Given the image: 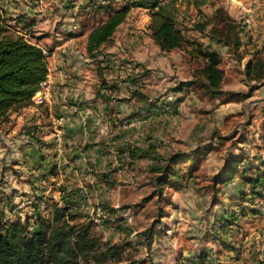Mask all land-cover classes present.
I'll return each mask as SVG.
<instances>
[{
	"label": "rangeland",
	"instance_id": "374dc122",
	"mask_svg": "<svg viewBox=\"0 0 264 264\" xmlns=\"http://www.w3.org/2000/svg\"><path fill=\"white\" fill-rule=\"evenodd\" d=\"M75 1L82 5L86 0ZM62 2H47L46 8L53 11L47 18L37 19L29 34L34 41L47 45L57 33L70 38L60 27L64 19L68 22L71 17ZM126 2L112 0L110 4L116 8ZM245 3L256 7L254 13L262 14V8L264 11V0H176L178 28L187 42L185 48L169 52H162L151 37L149 10L132 7L102 55L82 56L85 64H91L83 79L91 85L88 106L100 114L97 137L102 140L98 144L105 163L99 168L87 163L80 186L76 184L79 193H87L85 204L82 207L80 202L73 213L76 222H95L100 252L107 255L103 264H198L203 255L209 264H216L224 255L223 249L239 254L246 237L262 244L261 237L255 236L264 229V184L258 188L256 198L240 174L228 185L213 187L218 172L235 160L242 170L248 166L250 177H260L264 183V79L252 80L246 73L248 61L264 60V51H254L258 39L254 42L249 38L247 29L250 14L254 13L244 9ZM219 6L246 28L244 46L235 52L209 36L210 25L203 32L197 29L212 19ZM105 17L106 14L83 17L86 25L77 37ZM80 40L82 49L84 39ZM199 50L221 54L224 80L217 96L194 82L204 64ZM134 92L141 95L133 96ZM99 94H109L111 100L107 103ZM33 128L26 123L19 134L35 132ZM98 144L88 140L81 146L87 149ZM125 144L142 150L131 157L127 151L120 152ZM177 153H194L197 160L184 161L182 188L166 187L161 191L153 181V170ZM18 160L22 161L21 156ZM39 169L35 165L14 168L9 180L4 175L0 177V218H7L16 206L23 204L14 215L21 216L31 229L34 227L36 211L32 199L43 197L46 192L38 188L42 186L37 183L42 176ZM105 173L114 183H106L101 177ZM34 183L39 185L34 187ZM57 191L49 186L45 196H57ZM16 195L21 200L25 198V203L12 202L10 210L5 209V202ZM99 209L114 213L116 223L106 213L98 225L95 220L100 217ZM48 213L42 212L47 219L51 217ZM248 213H253L254 218ZM152 229L155 232L149 242L145 232ZM111 251L118 254L111 255Z\"/></svg>",
	"mask_w": 264,
	"mask_h": 264
},
{
	"label": "trees",
	"instance_id": "16d2710c",
	"mask_svg": "<svg viewBox=\"0 0 264 264\" xmlns=\"http://www.w3.org/2000/svg\"><path fill=\"white\" fill-rule=\"evenodd\" d=\"M132 7L149 10L151 37L162 52L186 47V38L178 28L176 19V0H127L121 7L114 8L108 4L95 6L92 9L91 17L103 14H106V17L101 18L94 25L88 36L87 53L91 58H97L103 54L118 28L126 21ZM209 25L211 26L208 31L209 36L228 46L233 52L244 46L243 33L246 28L225 7L216 8L212 19L208 23L198 25L197 29L203 32ZM35 26V18L25 15L11 17L0 7V127L9 122L14 114L30 107L32 97L40 90L41 84L48 79L49 54L34 43L29 35ZM200 53L204 64L194 82L205 87L213 96H217L221 93L224 80V73L220 68L221 54L214 50H203ZM246 73L252 80H263L264 60L261 58L249 60ZM139 95L141 94L138 92L133 94L136 97ZM99 96L107 103L111 100L109 94H99ZM140 97L144 98L143 95ZM34 134V131L28 132L31 137H36ZM36 141L40 142L37 138ZM125 146L120 152L127 151L131 157L137 156L138 151L142 150L140 148L134 150V147L129 144ZM196 160L194 153H177L170 156L167 162H161L159 167L153 170L156 172L153 181L157 189L162 191L166 187L182 188L185 181L183 163L184 161L195 163ZM56 168V165L52 166L37 180L49 181L50 176L55 174ZM238 174L245 179L250 192L256 198L259 194L258 188L264 184L263 180L260 177H250L248 166L242 170L237 160L218 172L213 182L214 189L217 184L228 185L234 182ZM101 177L105 178L109 185L114 183L113 180H109V175L106 173ZM35 185L37 184L34 183V187ZM38 188L45 190L42 186ZM62 190L64 189L61 188L60 191ZM82 191L80 193L71 191L67 196L61 194V199L57 201L53 196H49L51 202H45L43 209L34 202L36 221L32 229L19 215L0 218V264L105 263L107 255L100 252V241L94 232L95 222L83 224L75 221L76 216L73 211L84 199ZM12 202L13 200H7V203ZM45 210H48V214L51 215L48 219L42 214ZM107 213L110 221L116 223L115 214ZM154 232L153 229L145 232L149 242ZM116 254L118 252L111 251V255ZM116 264L144 263L129 261ZM198 264H209L208 258L204 255L200 256Z\"/></svg>",
	"mask_w": 264,
	"mask_h": 264
},
{
	"label": "crops",
	"instance_id": "0c3cea01",
	"mask_svg": "<svg viewBox=\"0 0 264 264\" xmlns=\"http://www.w3.org/2000/svg\"><path fill=\"white\" fill-rule=\"evenodd\" d=\"M48 1L0 0V7L7 12L8 16L25 15L29 18H35L37 22L39 17L47 18L53 11L46 8ZM73 1L64 0L61 3L63 6L66 5L65 10H70L68 15L71 17L67 20L68 22H65L66 19H64L60 26L63 31L70 35V38L57 33L49 40L51 43L47 42L49 47L32 39L34 43L49 54L48 81L52 85L50 101L41 106L38 111L31 107L24 108L20 113L14 114L9 122L0 127V177L4 175L5 179L9 180L8 175L12 174V169L19 167L28 169L35 165L36 168H40L39 170L43 175L52 166H57L55 174L50 176L49 181L37 180V183L42 185L43 188L45 187L46 192L43 193V197L38 196L32 200L35 201V204H39L41 209H43L45 202H51V196L57 201L61 199V194L67 196L71 191H78L76 190L77 185L82 181L81 176L85 175L89 161L92 166V163H94L98 168L105 163L103 150L98 144L102 140L97 137V133H100V125L97 122L99 118L97 116L100 114L91 110V106H88L89 101L87 99L92 97L91 85L87 83L88 80L83 79L84 77L87 78L86 71L91 64H85L86 62L82 61V56L87 54L88 36L94 25L90 26L83 36L77 37V35L82 32L85 24L84 18L91 17L92 9L95 6L108 5L112 3V0H86L82 2V5ZM244 5L245 10L254 13L256 7L251 8L248 3ZM58 6L61 7L59 4ZM261 11L263 14V8ZM262 14H250L252 19L247 21L250 23L247 24V29L250 31L249 38H252L254 42L258 39L257 42L259 43L256 49L251 48V51L252 49L257 50L260 54L264 51V15L262 17ZM81 15H84V18ZM260 16L262 20L258 19ZM81 38L84 39L82 49L79 46ZM26 123L34 126L33 129L37 133L36 137L19 134ZM59 131L63 133L64 140L61 147L58 146L56 141V135ZM35 138L39 139L40 142H37ZM87 139L90 143H97L98 145L87 149L82 147L83 143H87ZM20 156L22 161L18 162ZM49 186H53L58 190L57 196H45ZM61 188L64 189L63 192L60 191ZM16 197L20 198L21 203L24 202L23 199L25 198L21 200V196L16 195ZM16 197L13 199V196H10V200H13L14 203ZM5 203V209L10 210L11 204ZM22 205L16 206L14 211ZM14 211L8 217L14 216ZM253 213H248L247 216L254 218ZM261 213L264 214V210ZM34 216H36V213H34ZM262 223H264V217H262ZM258 237H261L262 244L259 243L260 241L255 242L251 236L246 237L244 248L240 247L239 254L223 249L224 255H220L221 257L215 263L264 264L263 228L260 234L255 236L256 239Z\"/></svg>",
	"mask_w": 264,
	"mask_h": 264
},
{
	"label": "built area",
	"instance_id": "2783aa9c",
	"mask_svg": "<svg viewBox=\"0 0 264 264\" xmlns=\"http://www.w3.org/2000/svg\"><path fill=\"white\" fill-rule=\"evenodd\" d=\"M45 53H47L44 50ZM51 83L48 81V79L43 82L41 84V88L40 90L32 97V105L30 106L31 108H33L34 110L38 111V109L43 106L44 104H46L47 102L50 101L51 99V92H52V88H51ZM56 141L58 143V146L61 147V145L63 144V133L62 132H57L56 135ZM87 193L86 191H82V196L85 199ZM21 202L19 197H16L15 202ZM33 203V202H32ZM85 201H82V207L84 206ZM106 211H102L101 209L98 210V215L100 216L99 219L95 220L97 222L98 225H101L103 223V218L107 216Z\"/></svg>",
	"mask_w": 264,
	"mask_h": 264
}]
</instances>
